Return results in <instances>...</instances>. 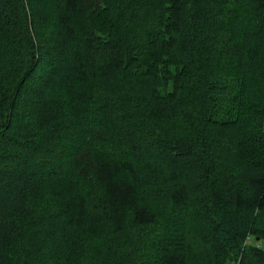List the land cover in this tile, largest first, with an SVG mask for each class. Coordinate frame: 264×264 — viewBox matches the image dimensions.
<instances>
[{
    "label": "trees",
    "instance_id": "1",
    "mask_svg": "<svg viewBox=\"0 0 264 264\" xmlns=\"http://www.w3.org/2000/svg\"><path fill=\"white\" fill-rule=\"evenodd\" d=\"M0 264H264V0H0Z\"/></svg>",
    "mask_w": 264,
    "mask_h": 264
}]
</instances>
